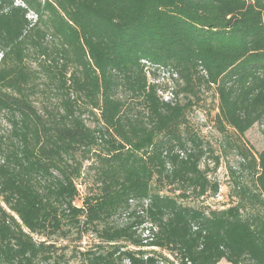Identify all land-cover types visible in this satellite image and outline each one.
Wrapping results in <instances>:
<instances>
[{
  "label": "trees",
  "instance_id": "obj_1",
  "mask_svg": "<svg viewBox=\"0 0 264 264\" xmlns=\"http://www.w3.org/2000/svg\"><path fill=\"white\" fill-rule=\"evenodd\" d=\"M203 73L227 126L244 134L260 123L264 133V0H0V112L11 123L0 133V264L52 260L48 238L83 217L106 223L99 236L113 248L86 252L90 264H264V212L235 218L184 204L122 158L89 167L96 189L75 204L74 150L93 132L83 115L133 145L185 113L179 96ZM168 78L175 101L160 94ZM203 153L161 140L151 167L170 183L217 191ZM239 153L234 190L264 205V150ZM246 172L256 190L241 183ZM120 215L124 224L109 223Z\"/></svg>",
  "mask_w": 264,
  "mask_h": 264
},
{
  "label": "rangeland",
  "instance_id": "obj_2",
  "mask_svg": "<svg viewBox=\"0 0 264 264\" xmlns=\"http://www.w3.org/2000/svg\"><path fill=\"white\" fill-rule=\"evenodd\" d=\"M202 77L203 81L197 83L191 92L179 96V102L183 105L185 113L175 123L167 127L161 134L136 140L133 145L124 144L104 132L103 124L98 117L92 114L83 115L84 123L93 132L86 143L76 145L74 150V164L82 167L81 175L76 180L79 194L75 204L78 208L84 207L83 199L96 189V169L89 167L99 165L100 159L103 158H122L137 171L147 176L161 193L171 195L184 204L203 207L214 215H229L235 218L253 219L259 214L258 212H264V205L255 204L253 206L240 200L234 190L235 179L232 173L241 167L243 158L239 152L242 148L255 155L264 150L263 125L257 123L244 134L227 126L219 106L216 84L208 80L206 73H203ZM50 105L55 107L54 103H50ZM10 129L11 123L8 121L6 113L0 112V133L8 134ZM161 140L173 143L185 141L188 145V152L192 151L195 143H199L204 152L202 168L208 170L207 177L210 183L218 185V190L209 189L202 193L200 188L185 186L180 182L170 183L166 178L157 176L151 167L150 157L154 145ZM176 152L182 156L179 148ZM185 156L184 152L182 157ZM168 168L171 170V164L168 165ZM241 181L242 184L256 190L254 180L247 172L243 174ZM261 187L264 192V185L262 184ZM127 219V216L120 215L109 223L122 225ZM85 222L83 217L81 226L70 227V229L66 226L65 233L48 238V243L55 246L53 248L55 258L47 262L40 261L38 264H90L86 252L93 251L98 254L112 252L111 245L99 236V232L106 223H99L98 226H86ZM261 222L262 220L257 219V227L262 225ZM141 231L140 229L139 232L141 233ZM118 254L119 252L116 253V256ZM169 258L174 264H179L174 257ZM123 263L128 264V261L124 260ZM219 264L228 263L222 261Z\"/></svg>",
  "mask_w": 264,
  "mask_h": 264
},
{
  "label": "built area",
  "instance_id": "obj_3",
  "mask_svg": "<svg viewBox=\"0 0 264 264\" xmlns=\"http://www.w3.org/2000/svg\"><path fill=\"white\" fill-rule=\"evenodd\" d=\"M168 84H169V87H168V90L167 91H163L161 90L160 91V94L163 96V98L166 100V101H169V100H174L175 101V98H176V95H175V86L173 84V81L170 80V78L166 79ZM184 155V153L182 152V156Z\"/></svg>",
  "mask_w": 264,
  "mask_h": 264
}]
</instances>
